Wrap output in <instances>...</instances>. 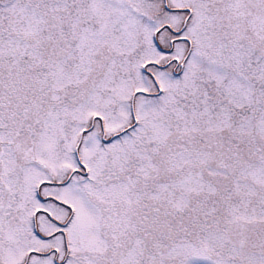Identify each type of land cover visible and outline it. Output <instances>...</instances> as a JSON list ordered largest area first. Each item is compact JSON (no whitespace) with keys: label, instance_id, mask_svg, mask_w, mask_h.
Listing matches in <instances>:
<instances>
[{"label":"snow or ice","instance_id":"snow-or-ice-1","mask_svg":"<svg viewBox=\"0 0 264 264\" xmlns=\"http://www.w3.org/2000/svg\"><path fill=\"white\" fill-rule=\"evenodd\" d=\"M0 264H264V0H0Z\"/></svg>","mask_w":264,"mask_h":264}]
</instances>
